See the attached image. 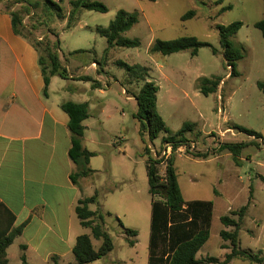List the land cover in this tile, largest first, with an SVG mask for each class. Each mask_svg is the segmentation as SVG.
Listing matches in <instances>:
<instances>
[{
  "label": "rangeland",
  "instance_id": "rangeland-1",
  "mask_svg": "<svg viewBox=\"0 0 264 264\" xmlns=\"http://www.w3.org/2000/svg\"><path fill=\"white\" fill-rule=\"evenodd\" d=\"M51 1L63 8L61 15L47 0H3L2 4L5 9L16 11H23L27 6L30 13H24V21L32 28L34 37L54 40L49 31H55L60 35L59 54L64 63L65 58L68 59L69 71L75 79L85 66L92 65L93 69L86 72L98 80L95 86L104 89L103 95L100 90L95 92L94 103L97 112L103 110V113L94 115L90 122H98V119L104 122L103 128L93 130L92 134L99 141L106 140L110 147L90 146L98 153L92 158L91 167L99 172L96 186L101 188L100 196L103 197L100 199L102 206H92V209H98L106 216L105 227L114 239L115 249L107 257L90 264H147L152 196L143 155L145 144L140 135L141 123L135 117L138 105L133 97L145 81L129 78L118 62L142 67L146 80L160 87L158 109L171 134L181 130L185 123L194 124L192 132L187 134L191 148L185 147L181 156L176 153L173 157L179 186L187 203H217L221 197L218 191L222 170L215 157L221 152L220 129L238 124L264 131V123H261L264 92L258 87L264 80V38L254 26L264 18V0H95L106 5L108 12L81 11L71 29H67V23L73 0ZM30 2L38 3V8L29 6ZM120 10L137 13L138 23L124 37L139 40L141 45L132 49L113 48L104 55L108 43L97 28H107ZM191 10L196 11V16L184 21L183 16ZM238 21L244 26L233 42L243 48L244 58L237 64L238 75L226 78L232 70L225 65L218 27ZM190 36L209 43L218 53L214 54L211 47L201 48L198 56H192L189 51L167 56L149 52L156 40ZM77 51L81 52L75 53ZM94 61H100L101 66ZM203 77L224 80L216 93L205 96L199 90V80ZM68 84L71 86L72 82ZM219 95L223 97L224 114L218 111ZM77 96L90 97L86 92H79ZM162 139L163 135L151 143L146 138L152 154H161L160 158L166 149ZM249 140L250 136L238 132V137L228 135L225 142ZM197 153L208 154V158L193 156ZM165 166H162V174H165ZM238 168L245 187H249L254 166L245 162ZM261 173L264 174V170ZM221 198L222 202L228 201ZM221 211L216 207L212 225L209 246L214 257L221 255L217 245L218 230L223 227L219 220ZM108 212L112 216H108ZM122 226L138 231L134 247L128 245V236ZM87 231L92 236L90 229ZM93 243L98 249L102 242L93 238ZM204 252L199 253L200 258ZM17 255L18 247H13L12 264H23L17 260Z\"/></svg>",
  "mask_w": 264,
  "mask_h": 264
},
{
  "label": "crops",
  "instance_id": "crops-1",
  "mask_svg": "<svg viewBox=\"0 0 264 264\" xmlns=\"http://www.w3.org/2000/svg\"><path fill=\"white\" fill-rule=\"evenodd\" d=\"M10 12L0 3V204L14 216L12 226H24V229L8 248V259L12 264L11 250L18 247L17 260L20 261L25 254L28 264H77L73 249L78 237L88 231L82 226L76 207L81 199L92 197L101 188L96 186L98 175L94 180L82 179L79 185H74L71 180L76 168L69 157L70 119L61 106L67 101L89 103L90 117L84 122L83 145L97 155L90 146L110 147L106 140L99 141L92 134L93 130L103 128L104 122L99 119L90 122L94 115L103 113V110L97 112L94 103L97 99L95 92L100 90L103 95L104 89H94L91 82L78 81L73 75L67 80L56 76L51 80L48 96L44 97L40 55L30 41L15 34ZM92 67L85 66L77 77L92 76L86 72ZM228 77L231 78V73L226 75ZM68 82L72 85L69 86ZM79 92H86L90 97L77 96ZM235 125L238 124L220 129L222 144L233 143L225 142L228 135L238 137V132L241 134ZM249 130L262 137L235 142L248 144L237 160L229 150L221 151L215 157L222 170L218 195L228 201L222 202L220 197L219 202H214V213L216 207L222 209L221 221V217L247 206L240 231V247L264 253V174L261 173L264 170V131L263 128ZM245 162L254 166L249 187H245L238 168ZM92 206L97 205L90 206L95 211ZM224 228H219L217 237L220 257L211 255L212 226L211 237L200 250L206 251L205 255L200 258L199 252L198 260L217 258L224 261L230 251L229 243L220 236ZM21 246H26V250L22 251ZM229 264L250 263L235 259Z\"/></svg>",
  "mask_w": 264,
  "mask_h": 264
},
{
  "label": "trees",
  "instance_id": "trees-1",
  "mask_svg": "<svg viewBox=\"0 0 264 264\" xmlns=\"http://www.w3.org/2000/svg\"><path fill=\"white\" fill-rule=\"evenodd\" d=\"M47 1L49 6L55 9L58 15H61L63 8L51 0ZM2 2L3 0H0V3ZM28 5L32 8H38L39 6L38 3L33 4L31 2ZM71 5L72 11L69 15L67 29L75 26V20L81 11L108 12L106 5L95 0H73ZM228 8L230 9L231 7ZM10 11L15 34L30 41L40 55L39 63L45 82L43 95L47 97L48 88L53 77L58 76L67 80L72 79L71 76L73 75L68 68V59L65 58L64 61L66 63H64L59 54L60 35L55 31H49L54 40L49 37L41 38V40L40 38H35L32 28L28 27L24 21V13H30V9L25 6L23 11ZM195 16L196 11L191 10L183 16V20L186 21ZM138 21L137 13L120 10L107 28L98 27L97 32L102 37H105L108 43V48L105 50L104 55H107L109 50L113 48L132 49L139 47L141 45L139 40H131L124 37V34L128 33ZM243 26L244 23L238 21L227 26L218 27L225 65L232 68L231 77L237 75V64L244 58L243 48L233 42V38ZM254 26L262 33L264 38V18L255 23ZM203 47H211L214 54L218 53V50L209 43L201 42L192 36L169 41L156 40L150 47L149 52L152 54L161 53L167 56L189 51L192 56H198L200 49ZM80 52L77 51L75 53ZM94 63L101 66L100 61H94ZM118 65L126 69L128 77L132 80L145 81L140 91L134 93L133 97L138 105L135 117L141 123L140 135L145 144L143 155L147 161L149 193L152 196L148 264H203L205 262L229 264L235 259L246 261L250 264H263L264 253L262 251L255 253L240 247V231L247 206L238 212H233L231 215L221 217V223L225 228L221 230L220 236L222 240L229 243L228 248L230 250L226 254L224 261L220 262L217 258L197 259V254L211 237L214 202L192 201L187 203L183 198L173 163L174 154L180 147L191 148L187 134L192 132L194 124L185 123L181 130L171 134L158 109L160 87L155 82L146 80L142 67L131 66L123 61H119ZM99 72L102 73L103 70L100 69ZM76 80L91 82L94 89L99 88V86H95L98 80L92 76L82 75L77 77ZM222 80L220 77H203L199 80V90L205 96L214 94L218 91ZM258 87L264 92V80L258 83ZM61 107L70 119L68 125L71 133L69 157L76 168L71 174V180L74 185H79L82 179L94 180L97 178L98 172L93 170L90 164L96 153L83 145V136L86 130L84 122L90 117V105L87 102L76 103L67 101ZM234 128L250 137H262L261 134L242 126L235 125ZM162 135L163 144L168 143L173 146L174 153L168 159L160 158L161 154L153 155L146 140L147 138L152 143ZM247 145L246 143H223L220 145V150H229L233 154L234 159L237 160V156ZM193 156L203 159L208 158V154L202 153H197ZM163 165H166L165 174L161 173ZM100 195L98 191L92 197L81 199L76 207V213L82 226L89 228L92 233V236L83 234L77 239L73 249L77 264L93 263L107 257L114 251V239L105 227L106 216L98 209L93 211L90 208L91 205H100ZM108 216H112V214L108 212ZM118 221L120 222L119 219ZM13 223L14 216L12 213L3 204H0V264H10L7 250L15 239L22 234L24 229V226L14 228L12 226ZM122 227L124 233L128 236V245L134 247L138 231ZM92 237L102 242L99 249L94 247ZM21 249L25 251L26 246H21ZM21 261L23 264H28L25 254L21 256Z\"/></svg>",
  "mask_w": 264,
  "mask_h": 264
},
{
  "label": "built area",
  "instance_id": "built-area-1",
  "mask_svg": "<svg viewBox=\"0 0 264 264\" xmlns=\"http://www.w3.org/2000/svg\"><path fill=\"white\" fill-rule=\"evenodd\" d=\"M40 40H41V38H40ZM228 69L231 70L232 68L230 66H228ZM219 100H220V107H219V110H218L219 114H224V103H223V97L221 95H219ZM185 147L186 146L180 147L175 153L182 154L183 150L185 149ZM165 148L166 149L163 152V157L168 159L174 153L173 146L171 144L166 143Z\"/></svg>",
  "mask_w": 264,
  "mask_h": 264
}]
</instances>
